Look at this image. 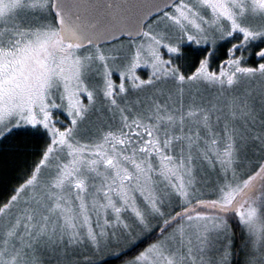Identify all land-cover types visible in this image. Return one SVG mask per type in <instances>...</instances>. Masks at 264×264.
<instances>
[{
	"label": "snow or ice",
	"instance_id": "6c2138e0",
	"mask_svg": "<svg viewBox=\"0 0 264 264\" xmlns=\"http://www.w3.org/2000/svg\"><path fill=\"white\" fill-rule=\"evenodd\" d=\"M0 189V264H264V0H0Z\"/></svg>",
	"mask_w": 264,
	"mask_h": 264
},
{
	"label": "trees",
	"instance_id": "16d2710c",
	"mask_svg": "<svg viewBox=\"0 0 264 264\" xmlns=\"http://www.w3.org/2000/svg\"><path fill=\"white\" fill-rule=\"evenodd\" d=\"M256 63H259V61H256ZM14 182V181H13ZM7 193L6 192H3V190L2 189H0V196H2V195H6ZM129 256H131V255H134V252L133 253H129L128 254ZM127 257H124V256H122V257H120V258H110V259H108V264H119V263H122V261L124 260V259H126Z\"/></svg>",
	"mask_w": 264,
	"mask_h": 264
},
{
	"label": "rangeland",
	"instance_id": "374dc122",
	"mask_svg": "<svg viewBox=\"0 0 264 264\" xmlns=\"http://www.w3.org/2000/svg\"><path fill=\"white\" fill-rule=\"evenodd\" d=\"M119 264H122V263H119Z\"/></svg>",
	"mask_w": 264,
	"mask_h": 264
}]
</instances>
